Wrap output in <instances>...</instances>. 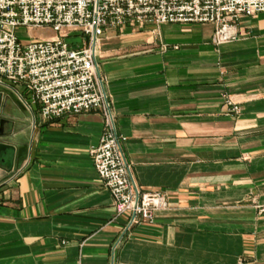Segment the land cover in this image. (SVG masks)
<instances>
[{
	"label": "crops",
	"instance_id": "crops-1",
	"mask_svg": "<svg viewBox=\"0 0 264 264\" xmlns=\"http://www.w3.org/2000/svg\"><path fill=\"white\" fill-rule=\"evenodd\" d=\"M213 29L101 36L124 158L167 199L128 229L90 156L100 112L45 121L0 80V264H264V11L240 17L234 41L213 44Z\"/></svg>",
	"mask_w": 264,
	"mask_h": 264
},
{
	"label": "built area",
	"instance_id": "built-area-1",
	"mask_svg": "<svg viewBox=\"0 0 264 264\" xmlns=\"http://www.w3.org/2000/svg\"><path fill=\"white\" fill-rule=\"evenodd\" d=\"M264 11V0H0V80L21 85L25 104H37L43 120L90 110L100 112L103 133L90 156L108 189L115 213L129 215L126 224L150 222L165 208L163 192H143L122 153L111 103L99 73L97 48L105 30L143 28L166 23L214 26L211 42L238 38L237 21ZM19 27H49L54 37L23 44ZM78 30L88 38L74 46L61 34ZM234 111L238 106L233 104Z\"/></svg>",
	"mask_w": 264,
	"mask_h": 264
},
{
	"label": "rangeland",
	"instance_id": "rangeland-1",
	"mask_svg": "<svg viewBox=\"0 0 264 264\" xmlns=\"http://www.w3.org/2000/svg\"><path fill=\"white\" fill-rule=\"evenodd\" d=\"M16 33L18 38L23 44L28 43L30 41H35L37 39L50 38V37H54L55 35H58L49 27H37V28L19 27L17 28ZM61 35L65 37L66 40L71 44H73L74 46H85L88 42V38L82 36L78 30H69V29L64 30ZM98 48L96 51L97 59H98Z\"/></svg>",
	"mask_w": 264,
	"mask_h": 264
},
{
	"label": "water",
	"instance_id": "water-1",
	"mask_svg": "<svg viewBox=\"0 0 264 264\" xmlns=\"http://www.w3.org/2000/svg\"><path fill=\"white\" fill-rule=\"evenodd\" d=\"M1 145H3V144L0 143V146H1Z\"/></svg>",
	"mask_w": 264,
	"mask_h": 264
}]
</instances>
